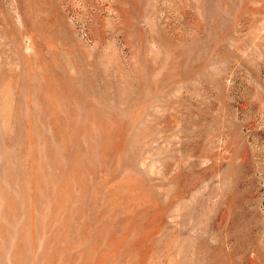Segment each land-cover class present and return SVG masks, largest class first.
<instances>
[{"label":"rangeland","instance_id":"rangeland-1","mask_svg":"<svg viewBox=\"0 0 264 264\" xmlns=\"http://www.w3.org/2000/svg\"><path fill=\"white\" fill-rule=\"evenodd\" d=\"M0 264H264V0H0Z\"/></svg>","mask_w":264,"mask_h":264}]
</instances>
